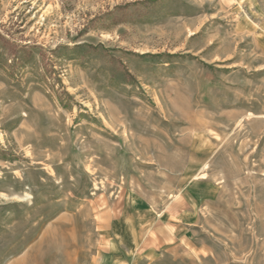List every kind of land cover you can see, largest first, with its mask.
I'll return each mask as SVG.
<instances>
[{
  "label": "rangeland",
  "instance_id": "rangeland-1",
  "mask_svg": "<svg viewBox=\"0 0 264 264\" xmlns=\"http://www.w3.org/2000/svg\"><path fill=\"white\" fill-rule=\"evenodd\" d=\"M0 264H264V0H0Z\"/></svg>",
  "mask_w": 264,
  "mask_h": 264
}]
</instances>
